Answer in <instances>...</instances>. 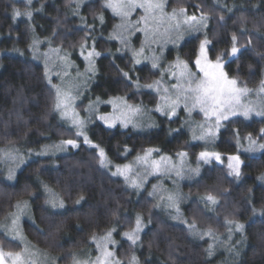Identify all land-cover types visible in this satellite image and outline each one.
<instances>
[{
	"label": "trees",
	"instance_id": "obj_1",
	"mask_svg": "<svg viewBox=\"0 0 264 264\" xmlns=\"http://www.w3.org/2000/svg\"><path fill=\"white\" fill-rule=\"evenodd\" d=\"M73 1L33 0L28 6L25 0H0V159L6 150L13 149L11 147L21 151L40 149L49 143L74 138L73 129L53 111L54 91L49 90L44 66L33 59L30 51L34 37L44 45L52 40V47L71 53L83 65L78 55L79 44L86 31L91 33L89 43L94 36L101 56L96 61L95 79L78 104L84 106L78 107L83 116L85 107L97 97L107 101L130 97L135 91L126 90L118 83L121 76L113 67V60L124 71H131L133 67L139 69L135 74L142 83L159 78L152 74L154 70L150 65L133 66L129 54L118 52V43L109 38L118 19L102 7L104 0H86L79 16L72 12ZM168 4L169 11L185 8L189 15L203 13L209 18L206 32L187 39L179 50L169 51L168 60L176 56L189 61L195 59L199 41L205 35L211 41L210 55L227 52L235 34L238 46L243 45V55L230 66L226 65V71L249 89L261 85L264 79V0H168ZM13 8L22 13L32 11V20L24 16L13 20ZM100 16L104 17L103 24ZM130 103L155 107L157 101L152 93L137 95ZM102 111L108 112L109 107ZM184 116L181 112L170 121L155 115L158 127L145 133L121 127L108 129L93 120L88 125V133L93 142L108 152L114 165L132 161L149 147L160 149L157 156L176 157L178 152H187L192 165H197L201 151L241 155L240 178L228 175L226 166L213 162L200 164L199 175L181 186L187 196L182 205L183 214L200 230L211 228L216 237L226 238L229 236L226 219L245 226L243 232L231 233L230 244H221L225 247L224 253L216 252L219 246L208 256L206 250L212 241L198 240L186 225L169 220L155 206L156 200L148 195L151 182L145 190L136 193L120 177H113L100 168L93 150L83 144L67 154L28 162L17 173L14 183L8 182L0 170V222L18 203L28 200L33 221L23 223L24 234L35 247L55 257L58 264H71L73 255L92 246L93 236H103L112 228L116 229L117 255L123 264H128L133 252L141 264H264V216L259 214L264 211V183L259 179L264 176V152L256 156L240 153L233 135V131L238 130L240 139L248 134L256 138L264 122L238 118L237 123L229 122L226 129H221L215 144L207 145L190 141L183 128ZM125 145L132 149L128 155H123ZM45 186L59 195L65 209L54 211L48 206ZM208 194L219 200L214 211L200 202V198ZM81 195L84 199L77 204L75 201ZM137 215L143 217L146 228L138 242L142 247L130 249L122 235L134 227ZM0 244L5 250L22 248L3 233H0ZM229 248L233 252L239 249V255L234 256Z\"/></svg>",
	"mask_w": 264,
	"mask_h": 264
},
{
	"label": "snow or ice",
	"instance_id": "obj_2",
	"mask_svg": "<svg viewBox=\"0 0 264 264\" xmlns=\"http://www.w3.org/2000/svg\"><path fill=\"white\" fill-rule=\"evenodd\" d=\"M28 6H31L33 0H25ZM84 0H74V7L72 12L79 16V9L83 5ZM102 7L110 10L113 17L119 19V23L115 26L114 33L110 39H115L123 46L119 51L129 50L131 52V61L133 66L142 65L145 61L150 62L153 75L159 77L151 83H142L141 78L135 73L139 70L135 67L131 71H124L115 65L113 60V67L120 73L122 83L126 90L134 89L130 97H115L107 101H101L99 97L96 98L95 106L90 102L85 107V116H81L77 107H84L83 105H76L75 101L82 97L83 91L87 90V85L96 75L95 61L101 56V52L97 50L96 40L93 36L91 43L88 42V36L91 33L85 32V38L79 44V56L82 57L86 64L85 72L80 73L79 68L75 66L74 61L69 59V54L63 53L59 47H52V40H48L44 45L48 51L39 52V45L43 43L39 39L33 38L31 45L34 53L33 59H42L44 62V77L47 81L50 91H54L53 111L58 116L66 121L73 129L72 135L74 138L64 139L59 145H53L62 151L71 149H79L81 145H87L93 150V156L99 163L100 168L106 169L113 177H121L127 186L139 193L147 183L149 176H171L173 172L181 179L193 178L199 175V167L195 169H188L185 173L183 166V158L187 157V152H178L177 156L181 158V163L178 166L173 163L172 158L165 155L154 157V153H159L160 149L149 147L143 150L142 155H135L134 163L112 164L109 159L108 152L99 144L93 142L89 138L86 128L93 120L101 122L108 129H115L119 125L124 129L130 126L133 130H146L157 127L154 122L144 121L143 114L149 111H154L167 120H173L181 111L187 114L189 118L193 113H196L203 118V122L196 124L195 127L199 132H194L193 140L204 141L205 143L214 142L220 135L221 129H226L230 123H237L238 118L244 120H251L253 116L262 118L264 122V102H254L249 99L250 93L253 92L246 85L241 84L238 79L231 77L226 71V65L236 62L243 53L238 46L237 37L235 34L231 37V45L227 52L215 54L214 57L210 55L212 51L209 47L211 41L205 35L199 41L198 49L195 53V59L189 61L181 59L179 56L174 62L164 65L161 63L162 52L166 44H177L182 38L183 33L188 34L200 33L208 25V17L201 13L199 16L195 14L189 15L187 9L180 8L179 10L172 8L171 12L167 9L170 7L168 0H104ZM229 11H231L229 9ZM21 16L26 17L29 21L32 20V11L21 12L13 8L12 19L16 20ZM135 16V18H133ZM82 21L84 17H80ZM223 20V17H220ZM101 24L104 23V17L100 16ZM93 29L95 25H92ZM55 36V33L53 34ZM135 37L137 41L141 42L139 49L131 47V38ZM142 38V39H141ZM153 45L160 48L161 55L156 54V49ZM151 55H145V51ZM39 52V56L36 53ZM118 58V57H117ZM55 68V71L53 69ZM76 68V77H83L82 81L74 85V87H67L64 85V77L71 76V69ZM53 75H55L61 83L53 82ZM155 93V100L157 101L154 109H148L141 104L130 103L137 95H150ZM257 96L264 93V81L261 82L260 87L255 90ZM100 103H107L111 105V112L98 113V106ZM191 127V125H190ZM172 130H170L171 132ZM179 131V129H176ZM236 138V144L239 149L241 146V139L238 130L233 131ZM244 139L247 141V147L243 148V152H264V128L259 132L258 137L254 138L248 134ZM132 149L126 145L123 149V155H128ZM45 152L37 153V155H45ZM199 160L205 164L213 161L223 163L222 155L215 151H201L199 153ZM228 175L236 178L241 177V166L243 160L241 155L227 156ZM13 171L9 170L8 179H13ZM259 179L264 180V176ZM150 196L156 195V187L153 186V191L148 193ZM84 197L81 195L75 202L79 204ZM183 197L178 192L169 193L166 197L159 196V201H166L164 207L175 212L173 219L179 220L187 226L190 234L198 236L203 239L205 236L211 237L214 241L217 237L211 228L206 231H200L195 222H189L183 217L180 209V203ZM206 208L210 211L215 210V206L219 204L217 196L208 194L200 198ZM48 203L53 208H63L65 205L62 200L57 201L55 198H49ZM156 207L161 204L157 203ZM19 208L20 206L17 205ZM253 214L256 210L251 209ZM264 216V211L259 213ZM148 223H151L149 219ZM229 236L227 240H231L232 232H243L244 225L232 219L225 221ZM145 228V222L142 216L135 217V225L130 231L123 233L125 242H128L130 249L133 246L139 248L142 244L138 243L140 234ZM115 228L107 231L102 237L93 236L92 240L96 246V254L88 256L87 259L78 258L76 255L71 257L73 264H123V261L117 255L118 242L113 237ZM4 235L10 236V240H21L22 236L18 228V218L14 217L11 220V225L4 226ZM224 243V241H220ZM214 246L209 245L206 250L208 256L214 254ZM234 256L239 255V249H228ZM37 254L31 251L27 246H24L19 251L5 250L0 244V264H38L36 259ZM52 264H55L53 260ZM128 264H141L137 255L133 252L128 257Z\"/></svg>",
	"mask_w": 264,
	"mask_h": 264
},
{
	"label": "rangeland",
	"instance_id": "obj_3",
	"mask_svg": "<svg viewBox=\"0 0 264 264\" xmlns=\"http://www.w3.org/2000/svg\"><path fill=\"white\" fill-rule=\"evenodd\" d=\"M85 3H86V0H84L83 5ZM83 5L80 7L79 11L83 7ZM73 7H74V1H73ZM167 11L168 12H171L168 9H167ZM133 18H135V16ZM118 23H119V19H118L117 24ZM208 26H209V18H208V25L203 30V32L193 33V34H188L187 32H185V33H183L182 38L179 40V42L177 44H175V45L172 44V43L166 44L165 47H164V49H163V52H162L161 63L164 64V65H167L168 63L174 62L178 56H176V58L174 60H168V53H169V51H171V50H179L180 47L183 45V43L187 39L192 38V37H195V36H197L199 34L205 33L206 30H207V28H208ZM114 29H115V27H114ZM114 29L110 33L109 38L113 35ZM111 40L116 41L118 43V46H119L118 52L119 53L129 54L131 56V52L129 50H124L123 52L119 51V49H121L123 46L120 44V42L118 40H115V39H111ZM140 46H141V42L140 41L137 42L136 38L135 37H132L131 38V47L132 48L139 49ZM152 47L156 49V54L158 56H160L161 55L160 48L157 45H153ZM30 51H31V53H33L31 47H30ZM45 51H48V49L44 46V42H43V43H41L39 45V52H45ZM39 52L36 53L37 56H39ZM63 53L69 54V59L72 60V61H74L75 66L79 68V72L80 73H84L85 72L86 64L84 62H83V65H81L78 61H76L74 59V57L71 55V53L66 52V51H64L62 49V54ZM33 55H34V53L32 54V56ZM78 55H79V51H78ZM145 55H151V53L147 51V48H146V51H145ZM80 59L83 61L82 57H80ZM34 60L44 66V62H43L42 59H39L38 58V59H34ZM96 61H95V65H96V74H97V63H96ZM142 65H150V62L145 61ZM138 66H141V65H138ZM53 71H55V68L53 69ZM70 71H71V76H68V77H64L63 78L64 85L67 86V87H74V85H76L77 83H79L80 81H82L83 77H80L79 80H78V78L76 77V68H73ZM52 79H53V82L54 83H57V84L61 83V81L55 75H53ZM94 79H95V77H94ZM263 81H264V79H263ZM91 82L88 83L87 90L83 91L82 97L78 98L75 101L76 105H78L83 100L84 96L86 95V92L89 90V86H90ZM258 88L252 89L253 92L250 93V95H249L248 98L251 99V100H253L254 102H258V103L259 102H264V93H261L259 96H257L256 93H255V90H257ZM101 101H103V100H101ZM95 102L96 101H92L91 102L93 104V106H95ZM143 105L146 106L148 109H154L155 108V107H149L148 105H145V104H143ZM104 107H109V111L108 112H111L112 111L111 105H109L107 103H100L99 106H98V113H105V112L102 111ZM77 111H79L80 115L83 116L81 114V112H80V110H79L78 107H77ZM181 112L184 113L183 111H181ZM155 115H159V114L158 113H155L154 111L146 112V113L143 114V120L144 121L154 122L157 125V121H156ZM184 115L185 116L183 118V128L186 129V131L188 132L189 138H190V141L191 142H193V143H204V144H207V145H213V144L216 143V141L218 140V138L214 142H208V143H205L204 141L193 140L192 137H193L194 132H199V129L196 128L195 125L196 124H199V123H202L203 122V118H202V116H200V115H198L196 113H193V115H192L191 118H189L186 113H184ZM85 118H87V114H85ZM174 118H176V117H174ZM252 119H262V118L253 116ZM60 120L65 125H67L69 128H71L70 125L66 121L62 120L61 118H60ZM190 125H191V127H190ZM117 127H120V126L118 125ZM157 127H158V125H157ZM155 128L156 127L151 128V129L142 130V131L141 130H135V131L141 132V133H145V132H149V131H151V130H153ZM128 129H132L131 126ZM86 131H87V134L89 136L88 126L86 128ZM59 144L60 143H49V144L43 146L40 149H26L24 151H21L18 147H11L13 149L12 150H6L7 152H5L4 155H2V157L0 159V170H2L4 172L5 178H6V180L8 182L14 183L16 181L17 173L28 162H30V161H32L34 159H37V158L55 157V156L67 154L68 152H70L72 150L71 148H69L67 151H62V150H60L58 148H54L53 147V145H59ZM244 147H247V141L245 139H241V146L239 147V152L240 153H244V154H247V155H250V156H256V155H260L261 153H263V152H260V151H256V152H243V148ZM41 152H45L46 154L45 155H37V153H41ZM140 155H142V154H140ZM153 155H154L155 158H158L159 157V156L156 155V153H154ZM165 156H168V155H165ZM169 157H171V156H169ZM198 157H199V155L197 156V165H192L191 164V162H190V156L189 155H187V157L183 158V166H184V169H185V173H187V170L188 169H195L197 167H199V173H200V166L199 165L200 164H205V163L203 161L199 160ZM171 158H172L173 163L177 164L178 166L180 165V163H181V158L180 157L176 156V157H171ZM222 159H223V163H220V162H217V161H213V162L214 163H217V164H220V165H224V166L227 167V163H228L227 156L222 155ZM134 162H135V159H133L132 161H130L128 163H134ZM213 162H211V163H213ZM113 166H114V164H113ZM9 170H12L13 173H14L13 179H11V180H9L7 178L8 177V174H9ZM197 176L198 175L194 176L193 178H188L187 175H185V178L181 179V178H179V177H177L175 175V172H173L170 177L169 176H164V175H161L159 177H157V176H149L148 177V180H147V183L144 185V188L141 191L145 190L146 187H147V185L151 182L152 185H151L150 192L153 191V186L156 187V195L155 196H151V197H153L156 200V203H160L161 204V206L159 207V209L162 211V213L169 220H171L173 222H176V223H181L179 220L173 219V216H175V212H171V215H170L169 213H170L171 210L166 209L163 206L164 203H166V201H159L158 200V197L159 196H165L166 197L169 193H173L174 191L182 194L183 197H187L182 192L181 186L184 183H190V182H192ZM263 183H264V180H263ZM44 191H45V193L47 195V199L48 200H49V198H55L57 201L62 200L56 192H54L53 190H51L47 186L44 187ZM141 191H139V192H141ZM186 200L187 199H182L181 200V203H180V209H181V213L182 214H183L182 205H183V203ZM17 205H19L20 207L18 208L16 206L15 210L12 213H10L3 221L0 222V233H4V226H6V225L10 226L11 225V220L14 217H17L18 218V228H19L20 234H21V236H22L23 239H22V241L21 240H15V242L20 243L22 245V247L27 246L31 251L35 252L37 254L36 259L38 261V264H52L53 260L55 261V264H58L55 257H53L52 255H50L49 253H46V252L38 249L37 247H35L27 239V237L24 234V231H23V223L25 221H33V214H32V208H31L30 202L28 200H24V201L18 203ZM64 205H65V203H64ZM48 206L52 210H54V211L63 210L66 207V205H65L63 208H59V207L53 208L50 203H48ZM183 217L185 218L184 214H183ZM181 224H183V223H181ZM145 228H144V230H145ZM200 231H206V230H200ZM141 234H142V232H141ZM141 234H140V237H141ZM7 237L10 239V236H7ZM100 237H102V236H100ZM113 237H114V239H116L115 232L113 233ZM193 237L196 238V239H198V240H200V238L198 236H194L193 235ZM122 238H123V235H122ZM203 239H209V240H211L212 241L211 245L214 246V249L215 250L219 246H221V244H223V245L230 244V240H227L226 238H219V237H217V240L214 241L211 237L205 236ZM220 241H224V243H220ZM96 251L97 250H96L95 243L92 240V246L90 248H87V249H85V250H83L81 252H78L75 255L78 258L87 259L88 256H93L94 257V255L96 254ZM216 252L219 253V254L224 253L225 252V247H222V246L219 247ZM71 264H73V262Z\"/></svg>",
	"mask_w": 264,
	"mask_h": 264
}]
</instances>
